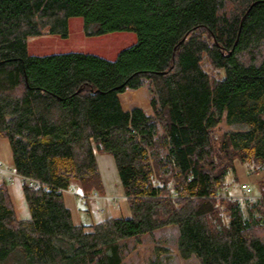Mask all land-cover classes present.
<instances>
[{"label": "trees", "instance_id": "trees-1", "mask_svg": "<svg viewBox=\"0 0 264 264\" xmlns=\"http://www.w3.org/2000/svg\"><path fill=\"white\" fill-rule=\"evenodd\" d=\"M73 18L137 43L115 61L29 54V38L66 39ZM144 87L153 114L124 111ZM0 138L13 172L43 184L24 183L19 220L0 180V264H128L131 240L170 227L185 261L264 264V178L247 213L224 191L236 161L264 171V0H0ZM98 154L132 217L76 226L63 191L104 194Z\"/></svg>", "mask_w": 264, "mask_h": 264}, {"label": "rangeland", "instance_id": "rangeland-1", "mask_svg": "<svg viewBox=\"0 0 264 264\" xmlns=\"http://www.w3.org/2000/svg\"><path fill=\"white\" fill-rule=\"evenodd\" d=\"M229 11H233L232 4L228 6ZM70 35L63 39L58 36H51L48 31H45L42 36L30 38L28 41V50L31 56H48L54 54H62L69 52H81L96 55L104 59L115 61L118 54L137 43V35L134 32H114L102 36H87L84 32L83 20L81 18L71 19ZM83 25V27H82ZM205 69L208 73L215 75L216 72L210 67L209 63H205ZM127 92H135L131 100V106L146 108L150 105L151 96L147 88L139 90H128ZM123 105V104H122ZM151 107V105H150ZM223 130H229L228 127H222ZM0 162L3 164V171H0V180L5 175L9 178V182L13 177L8 171L13 169L12 152L10 144L7 140L0 138ZM235 163L239 166V171L244 175L240 182L237 174H230L227 178V185L224 191H227L229 196L236 198L242 203L244 211L247 213V202H250V197L255 200L259 198L258 182L264 178V171L250 174L246 166L241 165L238 161ZM244 168V171L241 170ZM7 171V172H6ZM247 176V178H246ZM256 176V177H255ZM248 184L251 192L244 190L242 184ZM73 183L71 188L77 192L78 186ZM77 190V191H76ZM98 196V195H97ZM102 199L101 196L94 199ZM115 208L120 207V198H112ZM254 200V201H255ZM108 213L103 216L98 211H93L91 215L87 214L88 223L97 224L101 222ZM178 230L174 227L156 231L152 234L141 237L139 241L131 240L128 243V252L126 253L125 262L128 264H152L156 261L157 264H200V262L192 258L183 260L179 256L177 250Z\"/></svg>", "mask_w": 264, "mask_h": 264}, {"label": "crops", "instance_id": "crops-1", "mask_svg": "<svg viewBox=\"0 0 264 264\" xmlns=\"http://www.w3.org/2000/svg\"><path fill=\"white\" fill-rule=\"evenodd\" d=\"M70 24L71 22H69V35H70ZM29 40L30 38L28 39V41ZM121 105H122V102H121ZM134 108L142 109L144 113L147 115L153 114V111L150 105H148V107L146 108H142V107H134ZM123 109L126 112H129L132 110V109H125V107H123ZM97 164H98L99 173L101 175L103 187H104V194L101 196L102 199L100 198L99 199L89 198L86 200L81 199L79 197L81 192L80 190L77 191L79 188L78 186H76V184L75 186L77 187V190H76L77 192H75L71 188L73 184L70 186L68 190L63 192L66 207L70 210L72 214L73 223L76 226L93 225V224L88 223L87 221L88 217L86 216L87 214L91 215L93 211L95 212L98 211L102 216L105 213H108L107 217H105L101 222L105 221L108 218L130 219L132 217L130 206L126 198L125 191L122 186L114 158L111 155L98 154ZM235 168H236L237 178L241 182L243 180L242 177H244L245 174L239 171V166L237 163H235ZM241 170L244 171V168L241 167ZM2 178L6 180L7 182H9V178L7 176L4 175ZM8 189H9L10 196L12 198V201L15 207L17 218L19 220H30L31 212H30V209L28 207V204L26 202V198L24 195L23 179L20 176L13 177L12 180L8 184ZM114 197L120 198L119 208L114 207L113 200H112V198Z\"/></svg>", "mask_w": 264, "mask_h": 264}, {"label": "built area", "instance_id": "built-area-1", "mask_svg": "<svg viewBox=\"0 0 264 264\" xmlns=\"http://www.w3.org/2000/svg\"><path fill=\"white\" fill-rule=\"evenodd\" d=\"M0 171H3V164H2L1 162H0ZM6 172H7V171H6ZM7 173H9L11 176L16 175V174L13 172V170H11V172L8 171ZM22 179H23L24 183H27V184H28L29 186H31V187L38 188V187L43 186V184H42L41 182H39L38 180L30 179V178H22ZM242 188H243L244 190L248 191V193L251 192V189H250V187H249L248 184L243 183V184H242ZM64 191H66V190H64ZM64 191H63V192H64ZM225 192L227 193V191H225ZM227 196H229V194H228ZM79 197H80L81 199H83V200H86V199H89V198H91V199L98 198V196L95 195V194H92V195H89V196H85V195L80 194ZM250 200L253 201V200H255V199L252 198V197H250Z\"/></svg>", "mask_w": 264, "mask_h": 264}]
</instances>
